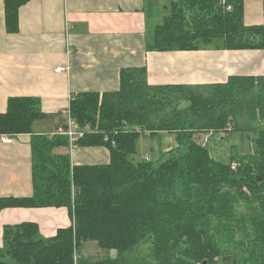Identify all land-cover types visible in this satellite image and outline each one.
<instances>
[{
  "label": "trees",
  "instance_id": "1",
  "mask_svg": "<svg viewBox=\"0 0 264 264\" xmlns=\"http://www.w3.org/2000/svg\"><path fill=\"white\" fill-rule=\"evenodd\" d=\"M28 1L4 0L7 33ZM166 11L147 52H264V24H244L243 0H176ZM67 114L72 147L33 134L45 118L38 98H9L0 114V136H30L32 162L31 196L0 198V211L62 208L72 221L50 239L33 223L4 227L0 264H264V75L154 86L145 67L125 68L117 90L75 94ZM165 135L173 146L160 149ZM144 137L155 147L141 158ZM96 147L107 163L72 165V149ZM89 242L115 257L89 260Z\"/></svg>",
  "mask_w": 264,
  "mask_h": 264
},
{
  "label": "crops",
  "instance_id": "2",
  "mask_svg": "<svg viewBox=\"0 0 264 264\" xmlns=\"http://www.w3.org/2000/svg\"><path fill=\"white\" fill-rule=\"evenodd\" d=\"M174 1L29 0L18 10V32L9 34L0 0V114L9 98H38L45 118L34 122L32 132L51 136L57 126L68 123L73 95L117 90L125 68L145 67L148 83L154 86H196L225 83L232 76L264 75L260 50L147 52L146 33ZM243 22L264 24V0H243ZM57 68L64 70L56 72ZM29 137L8 136L3 144L0 136V198L32 194ZM70 158L72 165H91L105 164L109 157L105 148L96 147L76 148ZM23 223L36 224L45 239L72 226L66 209H4L0 248L4 227ZM108 256L114 258L115 252Z\"/></svg>",
  "mask_w": 264,
  "mask_h": 264
},
{
  "label": "rangeland",
  "instance_id": "3",
  "mask_svg": "<svg viewBox=\"0 0 264 264\" xmlns=\"http://www.w3.org/2000/svg\"><path fill=\"white\" fill-rule=\"evenodd\" d=\"M158 12V11H157ZM152 13V12H151ZM156 13V12H153ZM152 15V14H151ZM158 14H155V16H158ZM154 21H152V24ZM173 138L165 135L162 138L160 149H164L168 147L173 146ZM233 141L235 140V137L233 138ZM155 147L153 141H151L150 138L144 137L141 138L138 143V156L141 158L149 157L151 155V149ZM213 151H215L216 156H219L218 154V148L214 147ZM110 252L102 251L98 248L97 244L94 242H89L83 246L82 254L88 258L89 260L96 262L99 260H102L104 257H107Z\"/></svg>",
  "mask_w": 264,
  "mask_h": 264
},
{
  "label": "built area",
  "instance_id": "4",
  "mask_svg": "<svg viewBox=\"0 0 264 264\" xmlns=\"http://www.w3.org/2000/svg\"><path fill=\"white\" fill-rule=\"evenodd\" d=\"M229 9L230 8L227 7V11H229ZM62 70H64V69L63 68H57L55 71L56 72H60ZM68 116H69V114H68ZM75 126L76 125L73 123V121L70 119V116H69L68 117V123H67V130H64L63 128L60 127V128H58L55 131L54 135L66 136L68 138V140H69L70 146L72 147L75 144V142H76L75 137H76L77 133L74 132ZM1 141H2L3 144H7L9 142L8 136L3 135L2 138H1Z\"/></svg>",
  "mask_w": 264,
  "mask_h": 264
},
{
  "label": "water",
  "instance_id": "5",
  "mask_svg": "<svg viewBox=\"0 0 264 264\" xmlns=\"http://www.w3.org/2000/svg\"><path fill=\"white\" fill-rule=\"evenodd\" d=\"M79 193H80V191H79V190H77V191H76V194L78 195Z\"/></svg>",
  "mask_w": 264,
  "mask_h": 264
},
{
  "label": "bare ground",
  "instance_id": "6",
  "mask_svg": "<svg viewBox=\"0 0 264 264\" xmlns=\"http://www.w3.org/2000/svg\"><path fill=\"white\" fill-rule=\"evenodd\" d=\"M243 185V184H242Z\"/></svg>",
  "mask_w": 264,
  "mask_h": 264
}]
</instances>
